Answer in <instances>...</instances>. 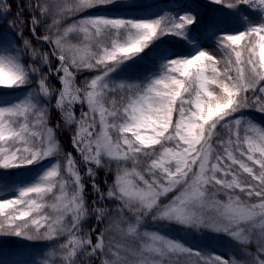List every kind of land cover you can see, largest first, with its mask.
Here are the masks:
<instances>
[{"label":"snow or ice","instance_id":"1","mask_svg":"<svg viewBox=\"0 0 264 264\" xmlns=\"http://www.w3.org/2000/svg\"><path fill=\"white\" fill-rule=\"evenodd\" d=\"M12 4L0 264H264V0Z\"/></svg>","mask_w":264,"mask_h":264},{"label":"trees","instance_id":"2","mask_svg":"<svg viewBox=\"0 0 264 264\" xmlns=\"http://www.w3.org/2000/svg\"><path fill=\"white\" fill-rule=\"evenodd\" d=\"M16 3H17V0H13V4H12L13 11H15V9H16ZM81 15H84V14H81ZM72 19H75V18H70L69 22H71ZM73 42L75 43L76 41L73 40ZM87 75H89L87 72H85L83 75L78 74L77 82L79 83L84 78V76H87ZM53 84L56 87H60L59 83L55 80H53ZM54 103H55V101L53 100V104ZM74 111L78 117L79 113L81 111L80 106L79 105L75 106ZM255 118L257 120H259L260 119L259 114H255ZM49 120L51 121V124L53 127H55L57 124H63L61 114L59 113L58 110H55V109L50 110ZM72 135H73V131H69L67 129V127H62L58 130L59 140L62 143L63 149L65 151H73L72 146H71ZM73 154L76 155V153L74 151H73ZM100 175L103 176L104 173L101 172ZM94 225H95V221L89 220L85 223L84 227H85V229H90ZM17 243H19V241H16L15 239L0 237V245H2L4 247H10V246H13ZM24 243H27V242H24ZM193 245L197 246V247H202L207 251L214 250L216 253H219V254H225V253H228L230 251L229 247L227 246V243L223 240H217V242H215L214 244H209L208 242H203L200 244H193Z\"/></svg>","mask_w":264,"mask_h":264},{"label":"rangeland","instance_id":"3","mask_svg":"<svg viewBox=\"0 0 264 264\" xmlns=\"http://www.w3.org/2000/svg\"><path fill=\"white\" fill-rule=\"evenodd\" d=\"M50 126H52L51 121H50ZM53 127V126H52ZM214 234H197V236L190 238V243L191 244H200L203 242H208L209 244H214L215 242H217V240H223L226 242V238L221 236L218 239H210L211 236H213Z\"/></svg>","mask_w":264,"mask_h":264}]
</instances>
